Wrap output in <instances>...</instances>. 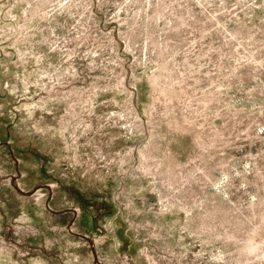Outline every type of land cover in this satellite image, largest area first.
<instances>
[{
  "label": "rangeland",
  "instance_id": "1",
  "mask_svg": "<svg viewBox=\"0 0 264 264\" xmlns=\"http://www.w3.org/2000/svg\"><path fill=\"white\" fill-rule=\"evenodd\" d=\"M0 264H264V0H0Z\"/></svg>",
  "mask_w": 264,
  "mask_h": 264
},
{
  "label": "bare ground",
  "instance_id": "2",
  "mask_svg": "<svg viewBox=\"0 0 264 264\" xmlns=\"http://www.w3.org/2000/svg\"><path fill=\"white\" fill-rule=\"evenodd\" d=\"M26 125L24 124V129L21 131L22 133V138L24 141H28L31 142L32 144L38 145V147H41L42 150H46L48 152H55L57 150H54V144L51 141L52 135L50 133V128H48L47 126H44V122L42 124V126H40V123H42V121L38 120V121H32L31 119L27 118L25 120ZM33 123V125H31ZM30 133L31 135L29 136ZM33 137V138H32ZM38 139H36V138ZM49 141L47 144L46 142ZM48 146V147H47ZM50 147V148H49ZM55 155V153H54ZM55 157V156H54ZM58 160H54V165L55 168L53 169V171H56L58 173H60L61 176H68L67 174H62V169H65V165L64 163L67 162L66 157L62 156V155H57ZM69 162V161H68ZM50 187V186H49ZM250 251H252L254 249V245L250 242L248 244L247 247Z\"/></svg>",
  "mask_w": 264,
  "mask_h": 264
}]
</instances>
